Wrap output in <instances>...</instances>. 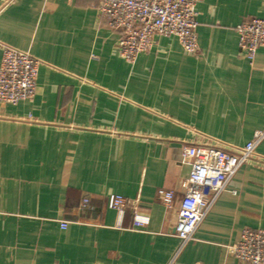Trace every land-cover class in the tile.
I'll return each mask as SVG.
<instances>
[{"label": "crops", "instance_id": "1", "mask_svg": "<svg viewBox=\"0 0 264 264\" xmlns=\"http://www.w3.org/2000/svg\"><path fill=\"white\" fill-rule=\"evenodd\" d=\"M100 1L0 0V61L4 44L41 61L33 100L0 103V264H167L191 170L183 146L233 149L264 129V47L251 63L237 32L264 18V0H202L197 54L159 36L133 64ZM160 188L174 192L171 208ZM113 194L128 201L123 215ZM246 228H264L259 161L238 170L173 264H243L228 246Z\"/></svg>", "mask_w": 264, "mask_h": 264}, {"label": "built area", "instance_id": "2", "mask_svg": "<svg viewBox=\"0 0 264 264\" xmlns=\"http://www.w3.org/2000/svg\"><path fill=\"white\" fill-rule=\"evenodd\" d=\"M202 0H101L98 6L100 21L119 34L117 52L128 63H135L138 56L150 51L156 37H171L179 41L184 52L199 51L197 5ZM239 50L251 63L257 51L264 47V18L253 17L238 27ZM41 61L28 50L4 44L0 61V103L18 105L32 101L35 93ZM264 140V129L255 132L245 145L228 148L216 143L187 144L182 148L184 162L191 165L188 186L180 202L175 236L179 246L167 264H173L177 255L195 238L196 231L211 211L219 197L238 170L249 162H262L257 148ZM162 203L171 208L174 192L166 188L158 190ZM89 198L83 199L88 205ZM127 199L113 194L109 205L120 215L125 213ZM148 218L135 215L136 225H143ZM67 226V221L62 222ZM243 264H264V228L243 230L240 239L228 246Z\"/></svg>", "mask_w": 264, "mask_h": 264}]
</instances>
